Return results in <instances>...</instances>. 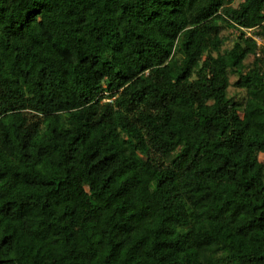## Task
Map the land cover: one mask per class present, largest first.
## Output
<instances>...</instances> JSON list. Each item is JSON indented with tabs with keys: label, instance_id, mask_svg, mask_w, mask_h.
Returning <instances> with one entry per match:
<instances>
[{
	"label": "trees",
	"instance_id": "trees-1",
	"mask_svg": "<svg viewBox=\"0 0 264 264\" xmlns=\"http://www.w3.org/2000/svg\"><path fill=\"white\" fill-rule=\"evenodd\" d=\"M249 29L264 0H0V264H264Z\"/></svg>",
	"mask_w": 264,
	"mask_h": 264
},
{
	"label": "built area",
	"instance_id": "built-area-1",
	"mask_svg": "<svg viewBox=\"0 0 264 264\" xmlns=\"http://www.w3.org/2000/svg\"><path fill=\"white\" fill-rule=\"evenodd\" d=\"M248 36L252 37L253 40L257 43V45L262 46L264 45V36L253 33L251 29L247 30Z\"/></svg>",
	"mask_w": 264,
	"mask_h": 264
},
{
	"label": "rangeland",
	"instance_id": "rangeland-1",
	"mask_svg": "<svg viewBox=\"0 0 264 264\" xmlns=\"http://www.w3.org/2000/svg\"><path fill=\"white\" fill-rule=\"evenodd\" d=\"M236 4H237V3H236ZM233 92H234V89L231 90V94H233Z\"/></svg>",
	"mask_w": 264,
	"mask_h": 264
}]
</instances>
